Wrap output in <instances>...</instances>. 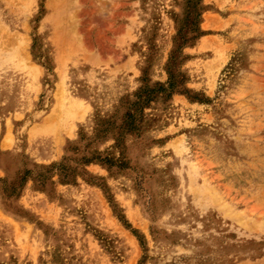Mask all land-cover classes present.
<instances>
[{"label":"rangeland","instance_id":"obj_1","mask_svg":"<svg viewBox=\"0 0 264 264\" xmlns=\"http://www.w3.org/2000/svg\"><path fill=\"white\" fill-rule=\"evenodd\" d=\"M185 1L0 0V264H264V0Z\"/></svg>","mask_w":264,"mask_h":264},{"label":"trees","instance_id":"obj_2","mask_svg":"<svg viewBox=\"0 0 264 264\" xmlns=\"http://www.w3.org/2000/svg\"><path fill=\"white\" fill-rule=\"evenodd\" d=\"M197 2V0H186L185 2H186V6H188V5H192V7L194 6V4ZM190 29L192 30V32H194V33H196L197 32V30H195L194 29V27H195V25H193L192 23L190 24ZM169 79H171L170 78V75H169ZM171 86V88L173 87L170 83H168V87H170ZM159 90V89H158ZM162 91V90H161ZM138 105V102H135V103H133V104H131V107H134V106H137ZM59 168H60V170H59V173L61 174V176H67L66 174H67V170H66V168H64V165H60L59 166Z\"/></svg>","mask_w":264,"mask_h":264}]
</instances>
